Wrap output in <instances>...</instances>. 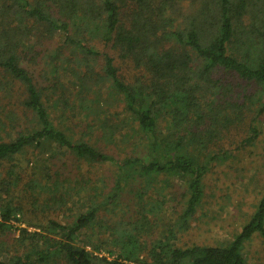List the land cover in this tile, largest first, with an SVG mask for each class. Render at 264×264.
Listing matches in <instances>:
<instances>
[{"label": "trees", "instance_id": "obj_1", "mask_svg": "<svg viewBox=\"0 0 264 264\" xmlns=\"http://www.w3.org/2000/svg\"><path fill=\"white\" fill-rule=\"evenodd\" d=\"M58 36L61 46L47 55L46 63L54 82L38 88L21 65L23 49L33 37ZM118 63L137 73L131 81L124 80ZM59 70L77 88L78 106L85 112L78 122L74 103L63 94L54 98L57 87L66 89ZM14 95L20 99L21 119L13 113L0 117V132H15L14 138L0 141V167L7 178L0 179V234L9 231L11 215L24 210L8 198L20 180V157L27 152L64 149L85 163L109 164L115 179L104 200H91L70 224L49 221L37 227L44 234L21 229L14 254L0 264H246L243 244L255 233L264 241L263 195L249 222L227 245L180 249L172 242V228L162 239L140 242L138 233L150 230L143 224L148 222L144 209L139 223L100 227L94 242L78 245L83 233L95 232L101 208L116 205L128 184L138 181L133 193L142 200L161 176L186 182L176 224L177 231L186 228L203 198L209 162L219 159L202 155L200 163L193 151L244 122L243 111L245 118L264 111V0H0V101ZM112 107L124 114L118 124L104 120ZM92 114H99L98 119H90ZM126 126L143 145L145 160H117L96 146L111 144ZM74 132L82 134L75 139ZM250 132L256 129L251 126ZM37 173L34 179L31 173L27 188L61 204L54 196L57 181L50 184L46 172Z\"/></svg>", "mask_w": 264, "mask_h": 264}, {"label": "rangeland", "instance_id": "obj_2", "mask_svg": "<svg viewBox=\"0 0 264 264\" xmlns=\"http://www.w3.org/2000/svg\"><path fill=\"white\" fill-rule=\"evenodd\" d=\"M59 39L60 36L53 37V40L33 37L23 49L21 65L31 74L38 88H45L54 82L53 76L47 74L46 63L47 55L61 46ZM95 47L100 51L106 50L101 45ZM59 63L58 60L53 62V65ZM117 65L121 66L120 74L126 82L131 81V78L137 74L131 67L120 63ZM58 79L64 83L66 89L57 87L54 98H59L62 94L67 96L77 107L73 113V119L78 122L83 119L82 115L85 112L78 106L75 96L77 88L72 86L69 74L65 71L59 70ZM237 91L241 92V89ZM41 93L44 92L41 91ZM247 94L251 97L253 89H247ZM12 97L10 99L1 97L0 117L6 119L5 117L13 113L21 119V108L17 104L20 99L15 95ZM242 101L245 104L248 103L245 99ZM58 108L61 109V106L59 105ZM257 108L258 106L255 109ZM109 111L106 117L100 118L105 117L104 120L107 119L108 123L116 124L124 119L121 110L112 107ZM115 112H118L117 117L114 116ZM243 115L244 122L230 126L223 132L222 137L212 140L211 143L207 142L206 148L200 147V150L193 151L194 155H200V163L204 161L202 155L216 154L219 159L209 162L208 171L202 179L203 198L185 229L177 231L176 224L186 200V182L178 176H161L155 181V187L150 188L142 200H137L133 193L139 189L138 181L128 184V188L122 191V194L120 193L116 205L109 204L101 208L98 223L94 227L95 232L83 233L79 237L78 245H87V241L94 242L100 227L139 223L143 209L146 211L144 216L148 221L143 224L146 228L150 227V230L147 235L138 233L140 242L145 240L149 244L153 240L162 239L166 230L172 228L176 232L172 242L180 249L194 245L214 247L230 243L241 228L249 222L264 195V111L257 117L256 114L254 117L249 114L246 118ZM98 116L99 114H92L90 119ZM15 124L18 123L15 122ZM251 126L256 129V136H254L255 133L250 132ZM128 127L121 131L122 136H114L111 144L100 142L96 146L117 160L126 157L145 160L146 153L143 145L137 136L133 137V132H129L131 129ZM8 133L9 135H5L0 132V141L14 138L15 132ZM81 134L74 132L73 138L76 139ZM90 139L93 142L95 138ZM53 149L47 154L27 152L20 157L22 173L16 187L11 189L8 200L10 199L16 206L23 207L24 210L22 213H13L14 215H11L6 222L9 231L5 235L0 234L1 261H6L10 255L14 254L15 242L19 239L21 229L29 233L44 234V231L37 227H44L49 221L62 225L70 224L74 217L84 213L91 200L97 203L102 202L104 200L102 196L108 192L114 182L115 170L109 164L91 165L77 160L64 149ZM2 168L0 167V179L7 181ZM37 170L42 176L45 172L49 175L50 184L54 180L57 181L58 190L54 196L55 200H63L61 204L55 203L50 196L40 192L39 189L27 188L31 173H34L33 179L38 177ZM0 197H3L2 194ZM149 210L153 213H149ZM0 221L2 222L1 215ZM86 237H88L87 240ZM97 254L108 256L106 252ZM242 256L246 264H264V241L259 234H253L251 239L243 244Z\"/></svg>", "mask_w": 264, "mask_h": 264}]
</instances>
